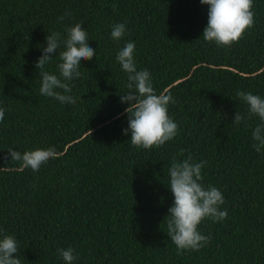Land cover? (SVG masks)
Segmentation results:
<instances>
[{"label": "trees", "instance_id": "16d2710c", "mask_svg": "<svg viewBox=\"0 0 264 264\" xmlns=\"http://www.w3.org/2000/svg\"><path fill=\"white\" fill-rule=\"evenodd\" d=\"M207 11L200 0H0V238L15 237L21 264H65L56 249L68 247L73 264H264V150L252 147L260 121L232 123L248 107L237 90L264 98V0H253L254 26L230 47L203 39ZM76 23L96 55L69 81L76 103L62 104L41 95L35 62L48 34ZM115 23L126 24L120 40ZM128 41L137 70L175 100L178 134L159 148H137L122 131L127 73L115 57ZM58 52L46 65L57 75ZM50 146L55 158L39 171L5 159L10 148ZM179 149L178 159L207 161L201 183L223 193L228 211L204 219L210 242L183 255L166 233Z\"/></svg>", "mask_w": 264, "mask_h": 264}, {"label": "clouds", "instance_id": "9594fccd", "mask_svg": "<svg viewBox=\"0 0 264 264\" xmlns=\"http://www.w3.org/2000/svg\"><path fill=\"white\" fill-rule=\"evenodd\" d=\"M208 5L207 25L202 36L207 42H215L219 46L230 47L239 42L247 29L254 26L253 0H200ZM113 10L118 9L116 3ZM68 15V13H66ZM63 20L64 17L58 18ZM110 36L120 40L126 32L125 23H115L111 26ZM66 36L59 32H52L46 36V45L42 54L35 62L39 70L40 93L52 97L62 104H75L76 99L70 95L72 86L69 81L78 79L81 75L79 68L83 60H91L96 50L88 44V33L80 23L66 26ZM59 50V52H58ZM58 52V75L46 70L53 56ZM135 44L128 41L117 51L116 61L127 73L126 88L128 91L120 96L121 103H127V127L122 131L130 133L131 144L137 148H159L178 134V125L168 114V105L175 103L170 92L157 94L151 73L147 69L137 70L134 61ZM60 90V91H58ZM236 96L247 104V113L237 111L232 123L247 124L253 116L259 118V123L252 130V147L257 152L264 150V98L251 91H236ZM5 109L0 107V121L4 119ZM186 149H179L171 160L168 169L169 184L174 200L167 210V236L175 244L177 254L183 255L184 250L199 251L211 240V236L204 235L198 230V225L204 219L213 222L223 221L228 216L227 209L221 210L225 203L223 193L215 186L205 187L202 168L206 160L195 162L191 154L182 157ZM54 146L35 148L19 152L8 149L5 159L20 162L22 168L39 171L42 164L55 158ZM18 242L12 235L4 234L0 238V264H21L18 253ZM57 253L65 264H73L77 259L72 247L57 248Z\"/></svg>", "mask_w": 264, "mask_h": 264}]
</instances>
